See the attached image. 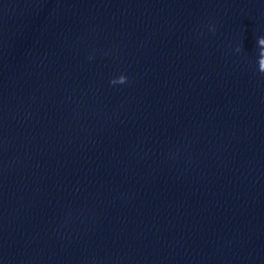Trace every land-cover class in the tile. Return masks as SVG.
Wrapping results in <instances>:
<instances>
[{"label":"clouds","instance_id":"clouds-1","mask_svg":"<svg viewBox=\"0 0 264 264\" xmlns=\"http://www.w3.org/2000/svg\"><path fill=\"white\" fill-rule=\"evenodd\" d=\"M127 82V77L125 75H120L119 77L113 79L110 83L115 84H125Z\"/></svg>","mask_w":264,"mask_h":264}]
</instances>
